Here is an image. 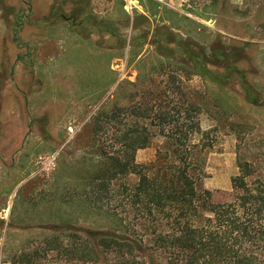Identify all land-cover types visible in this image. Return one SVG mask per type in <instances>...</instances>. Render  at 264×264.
I'll use <instances>...</instances> for the list:
<instances>
[{"label": "rangeland", "instance_id": "obj_1", "mask_svg": "<svg viewBox=\"0 0 264 264\" xmlns=\"http://www.w3.org/2000/svg\"><path fill=\"white\" fill-rule=\"evenodd\" d=\"M8 1L12 7L1 0L0 5L12 17L27 9L25 1ZM65 1H69L67 15L81 11L80 17L70 19L81 36H87V30L108 29V56L114 58L108 62V73L100 68L105 63L93 62L89 56V62H41L35 69L45 80L41 93L33 94L28 105L18 93L13 120L2 116L0 105V124L10 120L25 125L23 131L16 130V141L27 139V157L17 162V173L10 170L4 175L7 179L0 178V264H79L64 250L65 244L115 231L108 219V181L88 184L84 183L88 179L79 177L91 178L96 168L100 157L94 144L108 150V124L134 126L132 111L145 115L139 117V126L170 130L177 123L158 120V114L177 116L180 110L184 128L196 119L191 104L198 106L200 130L191 133L189 140L209 147L202 184L214 191V199L232 192L238 160L249 162L251 180L264 183V96L247 79L249 40L254 45V38L264 33V0H219L216 5L210 0H156L159 5L148 0H108V22L98 20L96 26L89 7L82 13L88 0ZM93 4L91 8L103 16L104 1ZM11 21L17 25L15 18ZM163 26L178 32L198 56L201 52L208 57L204 62L208 75L184 66L191 65L189 53L168 42L174 37ZM80 42L79 55L84 58L89 55V42ZM18 52L24 55L26 50L18 46ZM36 64L19 63L20 82ZM212 76L223 80L217 83ZM31 79L38 90L37 74L32 72ZM10 87L7 80L4 90ZM19 87L25 88L22 83ZM114 107L122 108L123 119L108 123L103 113ZM100 112L102 117L93 123L102 129L92 136L90 121ZM187 114L190 117L185 118ZM164 140L156 134L147 147L136 151V161L152 159ZM81 192L90 201H78ZM131 221L135 224L134 218ZM133 228L136 234L141 232V226ZM144 258L165 264L164 254L157 251ZM97 264H108V252Z\"/></svg>", "mask_w": 264, "mask_h": 264}, {"label": "trees", "instance_id": "obj_2", "mask_svg": "<svg viewBox=\"0 0 264 264\" xmlns=\"http://www.w3.org/2000/svg\"><path fill=\"white\" fill-rule=\"evenodd\" d=\"M148 1L159 5L156 0ZM218 1L210 0L209 4ZM163 28L174 37L168 42L189 53L191 65L184 66L208 75L210 70L204 65L208 57L189 49L172 28ZM212 79L217 83L223 80L220 76ZM190 108L196 119L184 128L179 123L180 110L177 116H156L167 124L177 123L170 130L139 126V117L145 116L140 111H132L134 126L108 124V150L101 143L94 144L100 157L96 168L91 178H79L88 179L84 182L88 184L92 180L108 181V219L115 231L95 240L84 236L71 246L65 244L64 250L72 253V260L97 264L108 252V264H155L144 255L157 251L164 254L165 264H264V183L251 180L249 162L238 160L232 192L226 198L214 199V191L202 184L204 154L209 147L189 140L191 133L200 130L198 106L191 104ZM121 110L110 108L103 116L108 123L121 122ZM100 114L91 118L92 136L102 129V125L93 123L99 121ZM156 134L165 137L162 145L156 147L152 159L137 162L136 151L148 146ZM130 176L135 179L130 181ZM78 195V201H90L85 192ZM132 218L138 229L141 226L140 233L134 232Z\"/></svg>", "mask_w": 264, "mask_h": 264}, {"label": "crops", "instance_id": "obj_3", "mask_svg": "<svg viewBox=\"0 0 264 264\" xmlns=\"http://www.w3.org/2000/svg\"><path fill=\"white\" fill-rule=\"evenodd\" d=\"M22 1H25L24 3L27 6V9L21 13V16H19L18 19L16 16L12 17V14L10 13L6 14L2 10V5H0V62H21L20 60H17L18 46L12 37L13 30L19 29L21 35L26 36L30 34L32 39L29 43L37 45L34 47L38 49V53L32 54L28 58L26 57L28 62H59V60H62V62H74L75 59L80 60L76 62H89L90 57L93 62L105 63L100 64V68H105V72L108 73V62H112L114 55L112 54L111 58L108 56V49L111 50V48H108L107 28L102 29V31L91 29V33L88 36L83 37L71 25L72 22L68 17L73 19V14H66V8L68 7H66V4L69 1L60 2V0H50L49 4L46 0ZM93 1L95 3L97 0H88V7L95 22L102 19L108 22V0H99V3L104 1L106 4L107 10L104 9L105 14L103 16L98 14L96 12L97 10H94L95 7L91 8L92 5H94ZM1 2L8 3L11 7L13 5L10 4L11 2L8 0H1ZM70 2L72 3L75 1L72 0ZM58 4H62L60 10L64 13V16L61 19L50 21L52 18L51 12L54 8L57 11ZM13 18H15L17 22H21L17 23V25L12 21L9 22V20ZM99 39H101V41ZM82 40L89 42V55H84V58L83 55H79V44ZM254 41L255 44L253 45V40H249L248 63L250 69L247 79L254 90L259 92L260 96H264V33L255 37ZM8 90L9 89L5 90L8 93L7 95H0V99L4 100L1 113H3L2 116L4 118L12 117L11 120H13L16 117L18 103L16 94L8 92ZM0 127L2 130V135L0 137V178L7 179L4 175L8 174L10 170L17 173V162H20L22 156L27 157V139H24L19 143L16 141V130L19 129L23 131L25 125H20L9 120L8 122L0 124ZM15 151L18 154L15 156V160L11 161L13 157L12 155ZM1 152H3V154ZM25 159L23 163H27ZM19 173H21V177L24 178V173L22 171Z\"/></svg>", "mask_w": 264, "mask_h": 264}, {"label": "flooded vegetation", "instance_id": "obj_4", "mask_svg": "<svg viewBox=\"0 0 264 264\" xmlns=\"http://www.w3.org/2000/svg\"><path fill=\"white\" fill-rule=\"evenodd\" d=\"M60 2H65V0H60ZM61 6H62V4H58L57 11H55L53 14H51L52 18H51L50 21H55L56 19H61L64 16V13L60 10ZM87 7H88V2L85 4L84 9H82V13L85 12ZM5 9L6 8H3V11L6 14H9L8 13L9 11L8 10L6 11ZM80 14H81L80 10L78 12H73L74 20L76 18V15L79 16ZM13 15L21 16V13L20 14L15 13ZM65 17H68V16H65ZM16 18L18 19V16H16ZM68 18L70 20V17H68ZM93 21H94V19H93ZM17 23H19V22H17ZM92 24L95 25V21ZM74 29L78 33H80V29L79 28H74ZM90 33H91V30H87V36ZM12 35H13L12 37H13V40L16 43V45L19 46V47H23L26 50L24 55H23L22 52H17V60H20L21 62H28L27 58L29 56H31L32 54L38 53V49L36 47H34V46H37V45L29 43L30 40L32 39L30 34L23 37V35H21L19 29H14L13 32H12ZM21 62H0V95L4 96V94H6V95L8 94L7 91L4 90V83L7 80H10V82L12 83V87L9 88L8 92L15 93L17 99L19 98L18 97V93H19L21 98L27 99L24 104L28 105L29 104L28 103V99H30L33 94H37L38 93V95H39L41 93V90L44 87L43 84L45 83V80H43V76L42 75H40L39 73H37L35 71V69L37 70V67L41 64V62H37V64L34 67V70L31 69L32 71H30L29 74H26L27 75L26 78H23L22 82H20L19 79H21V76L19 75L18 78H17V75H18L17 67L19 66V63H21ZM43 64H44V62H43ZM32 72L34 74H37L38 80L40 81L38 90L37 89L34 90V85H36V84H34V82L31 79V73ZM19 83H22V85H24L25 88L21 89L19 87ZM19 88L21 89V91L18 90ZM1 101L4 102V100L0 99V102ZM1 104L3 105V103H0V105ZM1 108H0V110H1ZM43 147H40V149L42 150L41 151L42 153L45 150V149H43ZM12 156L13 157H12L11 161L15 160V155L13 154Z\"/></svg>", "mask_w": 264, "mask_h": 264}]
</instances>
